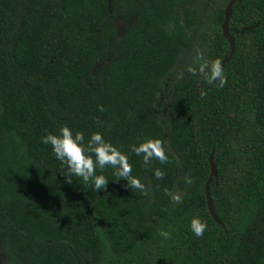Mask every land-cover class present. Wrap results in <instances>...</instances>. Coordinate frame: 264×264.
<instances>
[{"label": "trees", "instance_id": "obj_1", "mask_svg": "<svg viewBox=\"0 0 264 264\" xmlns=\"http://www.w3.org/2000/svg\"><path fill=\"white\" fill-rule=\"evenodd\" d=\"M230 1L0 0L3 264H264V0L234 4L233 55ZM201 54L229 58L222 87L188 71ZM62 125L101 132L144 191L111 168L83 186L41 141ZM148 138L167 163L130 151Z\"/></svg>", "mask_w": 264, "mask_h": 264}, {"label": "clouds", "instance_id": "obj_2", "mask_svg": "<svg viewBox=\"0 0 264 264\" xmlns=\"http://www.w3.org/2000/svg\"><path fill=\"white\" fill-rule=\"evenodd\" d=\"M188 71L202 77L208 84L218 82L222 87L226 83L224 71L218 59H205L201 54L197 58L196 66L189 67ZM200 95L203 97L206 92L201 89ZM99 110L103 112V106H99ZM41 141L43 144L51 146L55 158L65 164L68 172L82 181L83 186L91 183L96 192L106 189L111 180L102 173L106 168H111L114 176L112 180L123 179L131 190L144 191L145 185L142 180L133 175L128 155L106 140L99 131L92 132L86 139L84 132H74L69 126L62 125L57 130L43 135ZM130 151L137 157H142L146 165L153 159L158 160L161 164L168 161L165 146L158 138L145 139L132 146ZM154 175L160 179L164 172L155 169ZM207 227V222L199 216H193L189 221V229L196 237L203 236ZM159 235L166 240L171 238V233L167 230H161Z\"/></svg>", "mask_w": 264, "mask_h": 264}, {"label": "water", "instance_id": "obj_3", "mask_svg": "<svg viewBox=\"0 0 264 264\" xmlns=\"http://www.w3.org/2000/svg\"><path fill=\"white\" fill-rule=\"evenodd\" d=\"M237 0H231L228 4V6L226 7V10H225V21L222 25V28H223V32H224V36L229 40L230 44H231V55L234 54V51H235V39L234 37L232 36V34L230 33V30H229V20H230V15H231V12H232V9H233V6L234 4L236 3ZM241 1V0H240ZM229 61V58H226L224 60V63H223V66H222V69L224 67V64L227 63ZM214 152L211 154L210 158H209V161H210V164H211V169H212V175L207 183V186H206V193H207V200H208V205H209V210L212 214V216L214 217V219L222 224L221 220L218 218L217 214H216V210H215V205L212 201V197H211V193H210V188H209V184L213 181L214 178H217L218 176V170H217V166H216V163H215V160H214Z\"/></svg>", "mask_w": 264, "mask_h": 264}, {"label": "rangeland", "instance_id": "obj_4", "mask_svg": "<svg viewBox=\"0 0 264 264\" xmlns=\"http://www.w3.org/2000/svg\"><path fill=\"white\" fill-rule=\"evenodd\" d=\"M126 28H127V24L126 23H120L119 24V29H120L121 33L124 32ZM165 92H166L165 93V95H166L165 98L167 100L166 102L169 103L170 99H171L172 92L170 90H168V89H166ZM3 257L4 256H3L2 252L0 251V264H3Z\"/></svg>", "mask_w": 264, "mask_h": 264}]
</instances>
